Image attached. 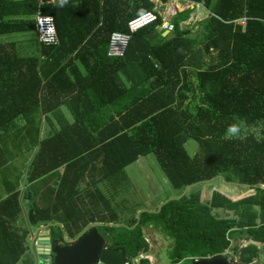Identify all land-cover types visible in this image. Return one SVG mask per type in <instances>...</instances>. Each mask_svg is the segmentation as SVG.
Listing matches in <instances>:
<instances>
[{
  "label": "trees",
  "instance_id": "16d2710c",
  "mask_svg": "<svg viewBox=\"0 0 264 264\" xmlns=\"http://www.w3.org/2000/svg\"><path fill=\"white\" fill-rule=\"evenodd\" d=\"M39 1L0 0V34L35 31ZM159 1L165 5L170 0ZM178 2L174 32L162 37L157 30L162 22L159 18L134 35L122 58L109 57L105 45L112 32H127L131 19L156 11L152 0H73L42 7L44 14L54 17L60 42L40 43V55L50 61L52 69H45L40 56L27 59L29 94L35 101L27 115L53 112L54 107L45 104L47 97L40 94L53 88L56 92L59 83L55 82L61 79L79 94L84 89L86 96L75 98L88 96L90 104H66L76 121L61 122L54 133L42 135V123L31 120L20 133L15 131L22 136L17 139L29 140L39 148L31 162L30 182L65 167L60 191L64 199L73 200L64 209H57L59 203L51 210L35 206L29 221L32 226L59 222L63 227L53 226L52 233L60 240L65 234L76 239L92 223H99L108 249L122 251L128 264H151L148 259L135 263L151 248L144 229L160 231L172 242L166 264L233 254L238 257H230L233 264H255L264 251V0ZM199 2L206 3L211 15L182 28ZM243 18H247L245 26L238 23ZM138 50L141 55L132 58ZM89 51L93 63H89ZM78 61L86 74L76 68L78 78L72 79L68 64L78 66ZM149 65L151 71L146 70ZM134 66L140 77L130 76L129 84L121 72L134 70ZM145 82L148 87L136 88ZM107 113L115 116L106 120L103 115ZM10 124L18 126L0 121V128L7 131ZM231 124L241 126L237 138L226 135ZM191 139L200 146L194 156L186 147ZM150 154L182 194L123 224L116 218L111 197L126 191L130 182L126 169ZM216 178L251 192L234 197L217 190L205 199L202 183ZM14 195L19 200V192ZM87 200L92 216L91 211L81 209ZM214 211L229 215L221 218ZM21 237L20 253L7 264H16L25 253L27 236ZM230 248L233 254L226 253Z\"/></svg>",
  "mask_w": 264,
  "mask_h": 264
},
{
  "label": "crops",
  "instance_id": "0c3cea01",
  "mask_svg": "<svg viewBox=\"0 0 264 264\" xmlns=\"http://www.w3.org/2000/svg\"><path fill=\"white\" fill-rule=\"evenodd\" d=\"M70 1L73 0H67V2ZM152 1L157 5L156 11L162 12L167 4H173L174 2V0H170L163 5L159 0ZM178 1L179 0H175V3L179 4ZM199 12L200 11L196 9L195 13ZM157 30L162 33V37L171 35V33L166 34L167 32L163 31L159 26ZM74 36L80 38L82 34H74ZM87 39H89V36L84 38V40ZM105 49L108 50V45H105ZM141 53L142 52L139 50L136 55L132 52L131 57L138 58V55H141ZM87 54L89 63H93L94 61L93 58H91L90 51L87 52ZM30 56H40V60L44 62L45 69H52V65L49 63L50 61H47L48 59H45V56L40 55V42L37 30L0 34V76H4L0 78V121L18 123L16 128L13 127V124H10V129L7 131L0 128V264H7L10 260L16 258L23 244L21 236L24 235L27 236L24 242L25 253L21 255V259L16 264H32L35 258H38V255L34 253L33 250L39 247L44 236H46V230L53 232L52 227L59 225V222H52L40 226H32L29 221V212L35 206L40 210H51L55 204L59 203L57 209H64L65 206H72L73 202L72 197H66V199H64L60 191L65 167L56 168L39 177L35 182H30L29 170L31 162L35 154L39 151V148L30 144L29 140L17 139L16 137H18L19 134L17 135L16 132L20 133V128L24 126V123L31 120L33 122L42 123V135L49 134V132L54 133L60 128L61 122L76 121L77 117L72 113L71 109L66 107V104L72 103L76 104V106L90 104L88 96L78 100L75 98L76 95H78L76 97H85L86 92H84V89H82V94H79L76 92V89L72 88L73 85L61 79L55 82V84L59 83V85L56 86L58 88L56 92L53 88L50 93L44 91L42 95L40 94L42 98L43 96L44 98L47 97V99H45V104H50L54 107L53 112L47 115H27V112L31 109L29 105L35 104V101L31 99L32 97L29 94L30 69L27 59ZM1 59H3V62ZM77 64L78 66L68 64V67H70L68 70L72 73V79L78 78L77 69L81 71L82 74H86L83 63L78 61ZM148 69L151 71L152 68L150 65L146 66V70ZM121 76L125 82L128 81L129 84H132L131 80H133L134 77L139 78L140 74L134 66V70L124 69V71L121 72ZM130 76L133 77L131 80L129 79ZM127 78L129 80H127ZM81 86L84 85H79V88H81ZM148 86L149 82H145L139 83L136 85V88L141 89ZM53 87L55 86L53 85ZM103 116L104 119L109 120L115 115L107 113V115ZM89 117L93 120V116ZM116 120H120V117L116 116ZM87 181H89L88 178L83 183V186H87ZM63 186L65 188L67 185L64 184ZM64 188L63 190L65 191ZM188 190L189 189H187V191ZM16 192L20 194L19 200L15 199L14 194ZM76 201L77 196L75 202ZM87 201L88 203L81 204L82 208H73L71 212L72 216L76 215L79 208L83 209L85 213L91 211V201ZM58 213L60 214L61 211H58ZM92 215L91 211L90 216ZM95 224L101 225L99 223H92L86 231ZM59 226L63 227L62 225ZM66 238L74 240L67 235ZM249 243L252 242H244L242 245H247ZM226 253L233 254L231 250L226 251ZM232 256L236 257V259L238 258L235 254L226 257L230 260ZM254 262H256V260Z\"/></svg>",
  "mask_w": 264,
  "mask_h": 264
},
{
  "label": "rangeland",
  "instance_id": "374dc122",
  "mask_svg": "<svg viewBox=\"0 0 264 264\" xmlns=\"http://www.w3.org/2000/svg\"><path fill=\"white\" fill-rule=\"evenodd\" d=\"M198 11L200 12L193 15V21L188 26H185V29L191 27L197 21H202L211 15L208 8L203 7L202 9H198ZM186 147L193 156L200 149L199 143L195 139H191ZM126 173L130 181L126 191L116 192L115 195L111 197L112 202L115 204L114 208L117 211L116 218L123 224H128L138 217L142 211L159 209L168 200L177 199V197H180L182 194V191L173 188L154 154L140 157L134 164L126 169ZM105 188L106 192L109 194L107 187ZM201 189L204 190L205 199H207L213 191L217 190L227 192L234 197H242L251 192L248 191L249 189H247V187L228 185L220 178L202 183ZM217 212L221 213L222 211H214V213ZM220 213L219 215L221 218L229 215V213ZM55 232L58 231L55 230ZM144 235L150 243L151 248L148 253L142 254L135 263H138L140 259H148L151 264L169 263L170 261L167 254L168 249L172 246V242L167 240L160 231L154 229H144ZM230 250H233V248H230ZM180 264H193V261L185 260ZM255 264H264V251L261 252Z\"/></svg>",
  "mask_w": 264,
  "mask_h": 264
},
{
  "label": "water",
  "instance_id": "95a60500",
  "mask_svg": "<svg viewBox=\"0 0 264 264\" xmlns=\"http://www.w3.org/2000/svg\"><path fill=\"white\" fill-rule=\"evenodd\" d=\"M33 251L38 258L32 264H125L122 251L108 249L107 239L97 224L74 240L67 239L66 235L63 240L56 239L50 230H46V236ZM193 264L231 263L222 255L194 259Z\"/></svg>",
  "mask_w": 264,
  "mask_h": 264
},
{
  "label": "built area",
  "instance_id": "2783aa9c",
  "mask_svg": "<svg viewBox=\"0 0 264 264\" xmlns=\"http://www.w3.org/2000/svg\"><path fill=\"white\" fill-rule=\"evenodd\" d=\"M57 2H60V0H47V1L40 0L39 2L38 12L35 16V22H36L38 39L42 45L43 44L58 45L60 42L54 18L51 15H46L42 12V7L45 4H55ZM171 4L169 5L167 4L163 12L150 11L134 17L128 22L127 32H121V31L112 32L108 44V50H107L108 56L115 58L125 57L134 35L136 33H139L141 30L152 26L155 22L159 20V18H161L162 20L159 27L163 31H167L169 33L174 32L175 25L173 23V18L175 15L178 14V4L175 3V0L173 4L172 5ZM196 6L197 9H202L203 7L206 8V3L199 2L196 4ZM193 19L194 17H192L189 21L184 22L182 24V28L185 29V26L191 24ZM238 23L241 26H245L247 23V18L238 20ZM233 258L234 260H236V257ZM230 263L232 264L231 259H230ZM125 264L128 263L125 262Z\"/></svg>",
  "mask_w": 264,
  "mask_h": 264
},
{
  "label": "clouds",
  "instance_id": "9594fccd",
  "mask_svg": "<svg viewBox=\"0 0 264 264\" xmlns=\"http://www.w3.org/2000/svg\"><path fill=\"white\" fill-rule=\"evenodd\" d=\"M67 0H60L61 4L66 3ZM241 131V126L239 124H231L226 130V135L228 138H237Z\"/></svg>",
  "mask_w": 264,
  "mask_h": 264
},
{
  "label": "flooded vegetation",
  "instance_id": "af4514ba",
  "mask_svg": "<svg viewBox=\"0 0 264 264\" xmlns=\"http://www.w3.org/2000/svg\"><path fill=\"white\" fill-rule=\"evenodd\" d=\"M83 235V234H82ZM77 239V238H76Z\"/></svg>",
  "mask_w": 264,
  "mask_h": 264
}]
</instances>
